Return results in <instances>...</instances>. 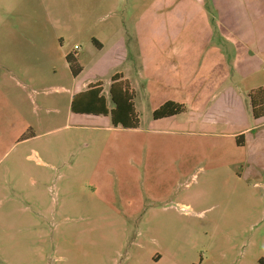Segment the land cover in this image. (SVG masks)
Returning <instances> with one entry per match:
<instances>
[{
    "label": "rangeland",
    "instance_id": "rangeland-1",
    "mask_svg": "<svg viewBox=\"0 0 264 264\" xmlns=\"http://www.w3.org/2000/svg\"><path fill=\"white\" fill-rule=\"evenodd\" d=\"M160 2L0 0V264H264L262 147L238 146L232 125L219 136L194 127L205 113L157 122L144 99L143 67L201 63L211 45L229 67L216 92L245 88L232 46L212 6ZM187 44L194 51L170 48ZM195 70L204 87L222 71ZM116 72L133 76L138 127L71 111L72 90L100 80L109 97Z\"/></svg>",
    "mask_w": 264,
    "mask_h": 264
},
{
    "label": "crops",
    "instance_id": "crops-1",
    "mask_svg": "<svg viewBox=\"0 0 264 264\" xmlns=\"http://www.w3.org/2000/svg\"><path fill=\"white\" fill-rule=\"evenodd\" d=\"M173 1H177L178 4L182 3L186 5L189 10L192 9L195 11L196 9L198 12L204 11L205 5L212 6V10L215 11L222 22L223 30L220 31V36L222 39H224L222 42L228 43L232 46L230 50H232L234 53L233 65L236 73L238 72L237 75H239L237 80L246 86L243 88V86L239 85V83H224L223 88H220V90L216 92V89L219 88L223 82L228 80L229 71L227 72V68L229 67L226 65L227 63L225 61L218 59L220 57L219 52L221 48L215 47L214 45H211L209 50H207V46L203 47L208 52V55L205 58V61L201 63L193 61L192 58H190L189 61L186 59L180 61L171 60L169 62H161L157 60L152 62L150 65L143 67V73L147 75L148 83H150L146 87L144 99L150 105L152 114L153 111L165 101L173 100L183 103L186 108L185 111H183L185 112L186 117H184L185 120L177 118L176 116L179 114L161 118L152 117L157 122L168 121L165 125L176 122L174 124L181 123L183 126H188L191 124L194 125V123H196V113H205L203 117L199 118L198 122H200V125L196 123L194 127H200L201 131L203 132L210 133L213 136H215V134H217L216 136H219L226 133L225 127L231 125L234 126V132H231L233 133L232 135H235L236 137L238 134L244 133L245 136L244 145H237L248 147L252 144V146H254L253 148L257 149L262 147L261 153L257 157V162L264 163V141L254 142L252 138V135L256 134L258 131L264 130V116L254 118L252 112H249L248 115V102L250 101L248 98V93L252 89H255L259 86H264V82L250 84L252 82L254 83L259 81L256 76H260V71L264 70V0ZM156 2H159L158 4L161 3L160 0H154V4H156ZM207 35L208 33L205 35L206 44ZM99 44L101 46L100 42ZM217 46L222 47V44H218ZM170 48L176 53L194 51L193 46L188 44L185 47L172 46ZM160 49V46H154V52L158 53ZM67 64L69 66L68 62ZM142 66H145V63H143ZM200 67H203V69L208 68L209 70L207 74H213L216 72V70L219 71V69H222L221 73H218L219 77L217 84L210 87H204V84H206L204 72L203 76H198L200 71L196 72L195 70L200 69ZM179 68H184L186 71H179ZM120 73H122L123 78L127 79L132 88L135 90L136 84L133 82V76L125 72ZM139 74L140 72L137 70L136 76L138 80L141 81L142 79L140 78ZM78 75L75 77H78ZM234 81H236V78L233 80V82ZM84 89L77 88L72 90L71 100L75 93ZM106 98L108 105L111 107L113 104L111 100V103H109L110 98L107 96ZM215 104H217L216 107L214 106ZM135 107L137 109L136 101ZM213 107L217 109V116L214 113L209 112ZM222 108L224 110L221 111ZM223 111H227L228 115L225 116ZM73 113L79 114L76 112ZM94 115L98 116L101 114ZM106 116L110 117V115ZM250 116L254 118V123H251L249 118ZM178 120H180V122H178ZM158 127L160 128L155 129L161 131L167 126H162L164 128H161V126ZM253 151H255V149H253ZM254 155L257 156V153L255 152Z\"/></svg>",
    "mask_w": 264,
    "mask_h": 264
},
{
    "label": "trees",
    "instance_id": "trees-1",
    "mask_svg": "<svg viewBox=\"0 0 264 264\" xmlns=\"http://www.w3.org/2000/svg\"><path fill=\"white\" fill-rule=\"evenodd\" d=\"M94 41L100 46L99 42ZM66 60L74 76L78 75L82 66L77 60L76 55L68 54ZM135 90L127 79L123 78L122 73H114L111 77L109 86V98L112 106L108 105L107 98L103 93V82L96 81L90 83L86 89L75 93L71 100V110L76 113H91L110 115L113 126L125 128H136L139 126L140 117L135 107ZM251 111L254 118L264 116V86L252 89L248 93ZM185 105L173 100L165 101L153 111L154 118H161L182 113ZM238 145H244V133L236 136Z\"/></svg>",
    "mask_w": 264,
    "mask_h": 264
}]
</instances>
